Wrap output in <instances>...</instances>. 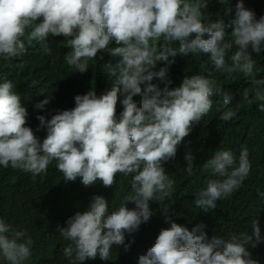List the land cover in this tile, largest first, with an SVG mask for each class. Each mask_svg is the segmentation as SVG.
<instances>
[{"label": "clouds", "instance_id": "obj_1", "mask_svg": "<svg viewBox=\"0 0 264 264\" xmlns=\"http://www.w3.org/2000/svg\"><path fill=\"white\" fill-rule=\"evenodd\" d=\"M232 11L228 6L222 17L204 22L200 0H0V58L22 61L34 41L51 55L50 36L64 37L70 49L65 62L80 73L89 69L98 52L121 57L115 66L104 65L115 77L110 90L97 95L90 88L74 96L73 108L57 109L50 118L36 116V130L46 131L42 140L27 126L29 114L13 82H0V165L4 168L43 179L55 161L65 182L79 177L85 187L99 181L111 188L117 174L131 176V192L117 210L109 213L108 200L94 195L86 211L70 216L65 227L58 226L60 236L70 242L62 249L69 264L97 256L107 261L114 245L129 250L134 240L125 243V233H135L150 220L149 202L175 203L171 199L175 181L163 164L175 158L178 146L214 103L217 111L223 110L222 121L236 117V109L229 108L234 94L212 78L213 72L243 74L251 84L241 93L243 101L260 102L258 110L264 112V78H257L259 69L249 52V47L256 54L264 50V16L257 20L243 0H237L235 15L229 18ZM161 39L163 46H158L155 42ZM113 42L118 46L109 48ZM173 42L178 47H171ZM189 54L207 55L212 70L207 75H185L179 86L170 87L169 67L178 55ZM158 62L164 66L154 70ZM16 67L23 69V62ZM118 97L123 106L119 114ZM49 103L46 98L34 107L45 110ZM184 159V170L191 175L194 156L187 152ZM202 167L219 177L208 179L194 199L196 207L208 212L216 209L217 200L238 190L250 174L248 148L242 146L238 163L231 150H218ZM258 195L264 199V192ZM126 202L135 207L127 208ZM162 211L170 227L160 230L137 264H259L248 250L249 245L254 248L264 242L257 218L251 235L209 238L203 223L189 230L171 219L169 205ZM33 243L27 229L17 230L0 218V258L6 264H26Z\"/></svg>", "mask_w": 264, "mask_h": 264}, {"label": "trees", "instance_id": "obj_2", "mask_svg": "<svg viewBox=\"0 0 264 264\" xmlns=\"http://www.w3.org/2000/svg\"><path fill=\"white\" fill-rule=\"evenodd\" d=\"M200 3L203 20L209 22L222 17L228 6L233 9L229 18H233L237 0H200ZM243 3L245 8L254 11L257 20L264 16V0H243ZM48 42L51 55L44 53L41 45L34 41L22 61L0 58V82H13L15 90L21 95L22 106L29 114L27 126L41 140L46 131L36 130L39 124L36 116L50 118L57 109L73 108L74 96L84 94L90 88L95 89L97 95L110 90L115 77L104 69V65L111 63L115 66L121 59L111 56L107 51L98 52L95 61H89V69L80 73L65 62V55L70 49L66 47L63 36H50ZM155 43L163 46V39ZM115 46L118 45L113 42L109 48ZM170 46L178 47V42H173ZM249 52L256 62L255 68L259 69L257 78H264V50L256 54L249 47ZM21 62L24 64L23 69L16 67ZM163 66V62H158L154 70ZM211 70L212 64L207 55H178L169 67L168 75L173 81L170 87L179 86L185 75H207V71ZM212 78L234 94L229 108L236 109V117L228 122L222 121L220 116L223 110L217 111L218 105L214 103L210 113L193 126L191 133L178 146L175 158L163 164L166 173L175 181L171 197L175 203L169 204L167 200L150 201L153 213L150 220L142 223L135 233H125V243L134 240L129 250L125 251L123 246L114 245L109 260L103 261L97 256L82 264H137L138 257L155 243L160 230L170 227L164 221L162 210L165 205H169L171 219L189 230L196 224L203 223L209 238L213 235L228 237L242 232L251 235L252 221L256 218L261 237L264 238V199L258 195V192H264V112L258 110L260 102L249 104L243 101V89L251 87L249 79L243 74L228 76L222 71H216ZM160 86L163 87L162 84ZM46 98L50 103L45 106V110L34 107ZM249 98L251 99V94ZM121 99L122 97H118L117 114L123 110ZM133 99L139 106L140 97ZM213 99L215 101L218 98ZM238 104L240 107H237ZM242 146H246L249 151L250 174L231 196L217 200L216 209L203 212L194 204L196 194L206 188L208 179H219L204 170L203 163L218 150H231L238 163ZM187 152L194 156L191 175L184 170L187 167L184 159ZM115 181L111 188L103 187L99 181L93 186L85 187L79 177L74 182H65L55 161L49 165L43 179L41 176L33 179L31 173L0 165V218L17 230L27 229L34 241L31 246L32 256L26 264H69L62 249L70 242L60 236L58 226L65 227L70 216L78 211H86L94 195H101L108 200L109 213L117 210L124 202V196L131 192V176L117 174ZM126 207L133 209L135 205L126 202ZM248 250L252 259L264 264V242L254 248L249 245ZM0 264L6 262L0 258Z\"/></svg>", "mask_w": 264, "mask_h": 264}]
</instances>
